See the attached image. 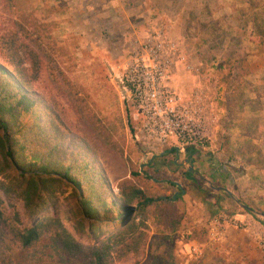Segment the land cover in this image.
I'll return each mask as SVG.
<instances>
[{"label":"rangeland","instance_id":"obj_1","mask_svg":"<svg viewBox=\"0 0 264 264\" xmlns=\"http://www.w3.org/2000/svg\"><path fill=\"white\" fill-rule=\"evenodd\" d=\"M243 1L238 4L241 5ZM204 2L193 0L183 6L174 7L169 4H154L160 7L158 12L157 7L148 1L144 4H119L114 8L118 9V15L113 18L101 17L99 20L89 13L90 2L86 0H16L15 6L11 8L0 3V63L12 61L6 40L7 34L16 35L17 44L27 47L26 55L22 56L24 67L29 68L28 75L31 78L37 76L31 87L57 112L65 128V153L74 148L72 140L78 145L88 143L95 150V159L103 165L113 187L138 168L149 178L148 183L157 182V177L147 172L145 165L147 156L156 154L162 147L141 146L136 141L126 112L127 108L132 112L134 106L121 79L126 64L131 59L133 47L150 39L151 28L168 26L167 30L164 29V36L159 38L176 44L173 59L177 61L178 58L180 63L171 67V84L187 99L197 84L189 83L187 77L205 76V84H200L201 90L209 94L210 99L215 102L216 110L217 104L221 106L222 100L221 94L219 95L221 78L247 75L248 64L256 58L255 53H251L246 38L241 42L236 34L235 27L238 22L213 16L210 6H215V3L209 6L203 5ZM249 3L251 0H247V4L239 8L244 9L243 12L250 16L246 18L251 20L252 9ZM258 7L256 12L264 17V3ZM209 11L211 18L219 21L218 30L210 26L204 30L202 26L204 22H209ZM250 25L246 27L249 28ZM32 51L37 54L36 57ZM244 59L245 62H242ZM35 61L39 67L37 74L32 67ZM233 63L236 68H233ZM215 78L218 83L213 82ZM219 119L218 115L217 122ZM168 146L174 148L178 143L172 141ZM157 176L161 179L174 178L172 174L164 171ZM8 183V179L0 175V197L5 208L16 209L21 225L30 226L32 218L24 209L21 199L15 192L5 191ZM210 183L214 184L211 181ZM160 189L161 187L155 191L156 195L163 193ZM171 201L172 203L165 204L152 213L148 220L149 246L153 241L170 236L173 253L179 264H226L221 260V254H204L200 246H197V253L192 247L188 251L181 250V246L176 243L178 235L183 234L184 239H187L186 234L198 239L204 237L205 230L195 228L186 234L179 232L190 228L194 222L188 220V202L183 199V195L180 199ZM228 203L230 204L227 206L223 203L224 211L231 212L240 208L233 207L230 201ZM240 203L250 201L241 199ZM255 213L260 223L250 228L247 233L260 238L257 240L258 246L264 250V227L261 225L264 216L259 212ZM38 215L57 217L85 251L97 239L104 238L111 232V226L106 224H100L95 233L90 230L89 223L79 215L76 197L68 185H62L56 192L54 203L47 205ZM229 228L244 230L240 227ZM207 236L213 240L208 230L206 238ZM220 236L221 227L216 237ZM148 244L138 255H129L115 264H143L151 256ZM13 259V264H32L26 258L25 252H17ZM54 260L56 256L50 255L36 263H49Z\"/></svg>","mask_w":264,"mask_h":264},{"label":"trees","instance_id":"obj_2","mask_svg":"<svg viewBox=\"0 0 264 264\" xmlns=\"http://www.w3.org/2000/svg\"><path fill=\"white\" fill-rule=\"evenodd\" d=\"M15 1L0 0V3L11 8L15 6ZM249 6L252 9L251 3ZM207 13L209 22L202 25L204 30L209 26L217 29L219 21L211 18L210 11ZM252 21L254 27L251 41L262 45L264 17L255 11ZM7 36L6 43L10 47L12 61L0 63V175L9 181L5 191L18 195L32 223L30 226H22L18 211L7 210L0 197V264H13L17 252H25L32 264L50 255L56 256V260L36 264H115L129 255H138L147 247L148 220L152 213L172 203V194L179 190L175 181L201 203L208 222L223 210V203L220 205L221 192L188 171L179 160L175 162L180 152L169 146H163L156 154L146 158L145 169L157 177V182L148 183L149 178L138 168L132 170L130 176L121 180L116 187L111 185L103 165L95 159V150L88 143L78 145L72 140L74 148L65 153L66 132L57 112L31 87L37 76L31 78L27 73L29 68L24 67L22 55H26L27 47L17 44L16 35L10 33ZM32 54L35 57L37 55L33 51ZM37 64L36 61L32 64L36 74L39 68ZM225 84L226 92L231 91L221 100V107L226 109V122L229 118H235L244 106H250L252 111L260 110L258 98L244 97L243 92L249 82L225 79ZM132 104L133 111L127 108L126 112L135 134L138 123L132 119L136 111L133 101ZM205 146L206 142L187 145L183 147L182 153L190 160L204 152ZM153 155L155 157L150 161ZM221 165L224 167L226 163L217 162V166ZM163 171L172 174L174 178H159L157 174ZM11 172L13 175L10 176ZM201 174L206 175L203 172ZM62 185L72 189L79 215L89 223L93 233L100 224L111 226V232L97 239L88 251L82 248L57 217L38 215L47 205L54 203L56 192ZM160 187L163 193L156 195ZM222 195L233 203L229 195ZM180 197L181 193L175 200ZM245 204L248 206L245 211L256 219L259 217L252 213L253 210L264 216V212L252 203ZM131 206H136V209L124 223L120 218ZM149 249L151 256L143 264H179L173 253L170 236L153 241Z\"/></svg>","mask_w":264,"mask_h":264},{"label":"crops","instance_id":"obj_3","mask_svg":"<svg viewBox=\"0 0 264 264\" xmlns=\"http://www.w3.org/2000/svg\"><path fill=\"white\" fill-rule=\"evenodd\" d=\"M86 1L90 2V6H88L90 8L89 13L97 20L101 19V17L113 18V16L118 15V9L114 8L118 7L119 4L130 5L138 2L144 4L148 1L153 5L162 3L169 4L171 7H174L176 5L183 6L185 3L193 2V0ZM204 1L203 5L207 4L210 6L211 3H215V6H210L213 16H221L225 19H233L238 22L235 27L237 28L236 34L241 38V42H243L244 38H246L247 44L250 46L251 53H255L256 58L248 64L249 70L247 71V75H238L234 76V78L231 76L225 79H230L234 82H241L243 80L249 82V86L244 89V97L249 99L258 98L261 103V108L260 110L252 111L250 106H244L243 109L237 113L235 118H229L226 122L224 120L226 118V109L217 104V111L220 119L217 124L210 129L204 152H202L199 156L196 155L193 158H190L188 163L192 165L193 169L198 173L196 175L204 178L206 183L211 181L214 183L212 185L220 186L228 190V192L216 190L219 193L221 192V202L224 203L225 206L230 204L228 203L229 199L222 195V193H226L231 197V200L234 203L232 204L234 205L233 207L237 206L240 208L232 210L231 212H226L224 210L221 212L229 214L236 220L245 221L246 224H248V228L237 231L232 228L230 229V226H228L226 228V232H224L220 237H211L213 240H210L208 236L206 238L207 230L209 233L210 222H208L205 209L193 195L184 192L181 193V195H183V199L188 202V220L194 222V224L189 226L190 228L179 232H185L186 234L194 231L195 228H204L205 235L204 237H199L198 239L194 236L188 237L187 234L185 235V238L187 239H184L183 234L178 235L176 243L181 246V250L183 252L188 251L191 247L198 248L197 246H200L205 252L204 254L212 252L219 253L221 254V260H223L226 264H264V250L258 246L257 242L260 238L247 233L250 228L256 227V224H259L260 222L251 213L246 212L240 203L241 199L248 200L259 211L264 212V43L262 45H258L253 43L250 39L253 36V13L259 9L258 6L263 4L264 0H251V4H254L252 5L251 10V20L246 18L250 16L243 13L245 10L239 8L245 6V4H247V0ZM239 1H243V3L240 5L238 4ZM157 5H154L155 8ZM159 8L160 7L156 8L157 12ZM123 12L127 13L124 10ZM145 12L148 13V10ZM120 17L123 18V16ZM239 23L242 25H239ZM248 24H251L249 28L248 26L246 27ZM163 27L165 30L168 28V26L164 25ZM242 62H245V59L242 60ZM176 63L177 65L180 64L179 61ZM233 68H236L235 64ZM187 79L189 80V83H197L193 88L194 91L202 89L200 84H205L206 77L188 76ZM192 79L194 80L192 81ZM225 79L221 78V91L219 92V95L221 94V99L225 96V94H229L231 92H226L227 87L226 85H223L225 84ZM213 82L218 83L216 78ZM204 94L206 93L204 92ZM213 103L215 104V102ZM219 133H221V135ZM174 149L176 152L181 151L179 153V157L176 158H178L179 163L184 165L188 170L187 165L183 162L184 159H187L182 153L183 147L178 144V146H175ZM154 157L155 155L151 157L150 161L153 160ZM219 161H221L222 164L226 163V166H224L225 168L222 165L221 167L217 166V162ZM201 172L206 175L204 176ZM255 212L256 211L252 213L256 215ZM261 225L264 227L263 223H261Z\"/></svg>","mask_w":264,"mask_h":264},{"label":"built area","instance_id":"obj_4","mask_svg":"<svg viewBox=\"0 0 264 264\" xmlns=\"http://www.w3.org/2000/svg\"><path fill=\"white\" fill-rule=\"evenodd\" d=\"M164 29L163 25L151 28L150 39L133 47L121 79L135 104L132 119L138 123L136 141L151 147L168 146L173 140L182 147L204 144L218 119L216 106L202 90H194L184 99L173 87L170 73L179 60L173 59L177 46L159 38L164 36ZM228 226L248 228L245 221L221 212L210 221V237L216 238L220 227L222 235ZM192 250L197 253V248Z\"/></svg>","mask_w":264,"mask_h":264},{"label":"water","instance_id":"obj_5","mask_svg":"<svg viewBox=\"0 0 264 264\" xmlns=\"http://www.w3.org/2000/svg\"><path fill=\"white\" fill-rule=\"evenodd\" d=\"M177 160H178V158H176V161H177ZM183 162H185V164L187 165V168H188L189 171H191V172H193V173H195V174H198V173L193 169V166L190 165V164L188 163V159H184ZM175 183H176V185H178L179 190L176 191L174 194H172L171 200H175L176 196L179 195V193H184V190H183L182 186H181L178 182H175ZM207 184H208L211 188H213V189H215V190H223V191H225V192H228V190H227L226 188H223V187H220V186H214V185H212L210 182H208ZM241 206H242V208H244V209H248V206L245 205V204H242ZM135 209H136V206L128 207L126 213L120 218V220L123 221L124 223L127 222V221L130 219V217L132 216V214H133V212L135 211ZM252 212H254V211H252Z\"/></svg>","mask_w":264,"mask_h":264}]
</instances>
